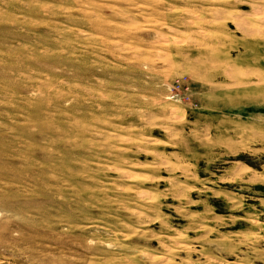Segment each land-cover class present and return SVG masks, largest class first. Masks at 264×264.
Returning a JSON list of instances; mask_svg holds the SVG:
<instances>
[{
  "label": "rangeland",
  "instance_id": "1",
  "mask_svg": "<svg viewBox=\"0 0 264 264\" xmlns=\"http://www.w3.org/2000/svg\"><path fill=\"white\" fill-rule=\"evenodd\" d=\"M0 264H264V0H0Z\"/></svg>",
  "mask_w": 264,
  "mask_h": 264
}]
</instances>
